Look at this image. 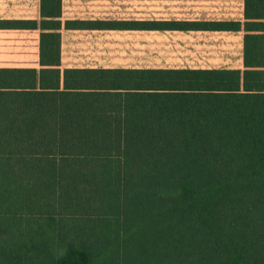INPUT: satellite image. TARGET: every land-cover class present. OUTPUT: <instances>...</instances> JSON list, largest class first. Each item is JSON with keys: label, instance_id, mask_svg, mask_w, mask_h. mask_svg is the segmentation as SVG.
<instances>
[{"label": "trees", "instance_id": "1", "mask_svg": "<svg viewBox=\"0 0 264 264\" xmlns=\"http://www.w3.org/2000/svg\"><path fill=\"white\" fill-rule=\"evenodd\" d=\"M244 19L64 18L0 66V264H264V0ZM243 30L244 68L66 67L64 29Z\"/></svg>", "mask_w": 264, "mask_h": 264}, {"label": "crops", "instance_id": "2", "mask_svg": "<svg viewBox=\"0 0 264 264\" xmlns=\"http://www.w3.org/2000/svg\"><path fill=\"white\" fill-rule=\"evenodd\" d=\"M168 2L183 7L177 12L154 16L122 12L119 10L122 5H117L116 0H63V16L149 20L244 19V0ZM9 4L21 6L15 10L19 13L0 15V18L38 19L40 22V0H9ZM198 8L206 11L198 12ZM71 32L78 34H69ZM40 33V28H0V36L3 35L0 37V53L9 54L0 66L40 68ZM62 47L63 66L66 67L244 68L243 30L64 29ZM65 51L75 55L65 57Z\"/></svg>", "mask_w": 264, "mask_h": 264}, {"label": "rangeland", "instance_id": "3", "mask_svg": "<svg viewBox=\"0 0 264 264\" xmlns=\"http://www.w3.org/2000/svg\"><path fill=\"white\" fill-rule=\"evenodd\" d=\"M95 3L100 4V2H95ZM120 3L122 7L119 10H121L122 12H127L130 14L154 15V16H161L162 13L164 12H175V11L177 12L183 7V5L180 4L176 5L173 2H168V0H116L117 5H119ZM19 7L21 6H12L11 4H9V0H0V15L19 13L18 11L15 12V10L19 9ZM189 10L195 11L196 9H189ZM197 11L198 12L206 11V9L198 8ZM69 34L77 35L78 33L71 32ZM0 37H3V35ZM72 55L75 54L67 53L66 51L64 53L65 57ZM77 55L82 56L80 54ZM6 58H9V54L0 53V63L5 61Z\"/></svg>", "mask_w": 264, "mask_h": 264}]
</instances>
